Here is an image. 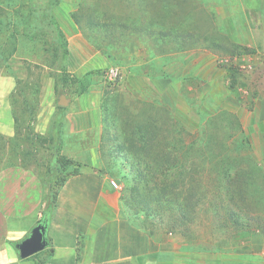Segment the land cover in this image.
<instances>
[{
    "label": "rangeland",
    "instance_id": "obj_1",
    "mask_svg": "<svg viewBox=\"0 0 264 264\" xmlns=\"http://www.w3.org/2000/svg\"><path fill=\"white\" fill-rule=\"evenodd\" d=\"M0 3L6 12H15L9 10L15 5L12 0ZM39 5L51 13L53 23L45 20L42 10L37 11L31 22L35 40L14 34L11 24L0 29V43L4 42L0 47V125L13 120L12 134L0 128V169L26 165L39 174L46 192L58 175L57 155L93 167L90 155L82 149L98 142L95 134L71 135L66 115L87 109L101 123L102 97L112 87L123 90L128 86L145 88L168 101L173 115L188 131L196 130L203 115L217 110L236 113L256 157L257 138L264 132V0H190L171 8L154 0H40ZM97 20L132 24L139 30H126L118 43L121 49L115 45L117 49L104 51V32L89 23ZM159 30L172 34L161 35ZM119 35L117 31L115 36ZM235 45L236 50L246 49L232 56L231 46ZM111 67L118 73L108 79L105 71ZM83 75H90V83L80 91L76 80ZM62 95L65 105L58 103ZM161 113L153 107L142 112L157 117ZM228 131L218 130V140ZM255 159L264 168V159ZM94 165L103 169L104 164ZM109 169L110 165L103 170ZM112 169L116 177L107 173L119 187H111L121 190L125 180L120 178L118 165ZM258 209L264 216V204ZM200 210L189 227L191 237H181V251L209 250L216 259L226 252L234 258L239 255L237 249L247 245L246 255L241 253L246 264L261 261L254 253L264 241L259 234L226 242L223 231L235 230L224 219V209L218 215ZM152 229L159 238L160 227Z\"/></svg>",
    "mask_w": 264,
    "mask_h": 264
},
{
    "label": "trees",
    "instance_id": "obj_2",
    "mask_svg": "<svg viewBox=\"0 0 264 264\" xmlns=\"http://www.w3.org/2000/svg\"><path fill=\"white\" fill-rule=\"evenodd\" d=\"M39 1L12 0L15 5L9 10L14 9L13 13L6 12L0 3V29L11 24L14 34L35 40L31 22L37 11L42 10L45 20L53 23L51 13L45 12ZM154 1L171 8L183 6L182 3L190 0ZM73 18L81 27L78 16L73 14ZM89 23L94 29L104 32L107 39L106 48H101L104 51L121 49L118 43L122 42L121 37L127 33L126 30H139L132 24L110 20ZM54 27L63 38L55 22ZM117 31L119 36H115ZM159 33L172 34L169 30H159ZM3 43L1 41L0 47ZM236 47L231 46L232 56L246 49L236 50ZM62 53L65 55V50ZM60 71H64L63 67ZM89 80L90 75L76 80L80 91L90 83ZM124 88L112 87L101 99L100 148L103 169L110 165L106 172L116 177L117 172L112 167L118 165L120 178L125 180L120 199L128 220L151 236L156 234L152 226L157 225L163 232H177L190 238L189 227L200 209L205 214L211 211L216 215L224 209V219L229 220L236 233L259 231L264 235L263 211L258 209L261 203L262 206L264 204V168L252 153L251 139L242 128L239 117L226 110H217L201 116L196 130L188 131L175 118L168 101L145 88ZM126 95L131 97L128 99ZM146 107L162 111L164 119L162 113L158 117L143 115ZM225 129L229 130L227 136L219 141L217 132ZM55 162L58 175L48 185L41 217L36 222L45 226V235L59 189L70 176L81 173L87 166L62 154L55 157ZM223 232L226 237L232 235L228 229ZM86 244L84 236H81L77 244L76 264H81ZM42 254L40 251L31 257L37 264H47V256Z\"/></svg>",
    "mask_w": 264,
    "mask_h": 264
},
{
    "label": "crops",
    "instance_id": "obj_3",
    "mask_svg": "<svg viewBox=\"0 0 264 264\" xmlns=\"http://www.w3.org/2000/svg\"><path fill=\"white\" fill-rule=\"evenodd\" d=\"M66 117L71 135L87 137L93 133L98 142L82 149V153L90 155L89 162L93 163V167L86 166L81 173L70 176L58 191L54 213L46 231L48 246L41 250L47 256V264H76L77 244L81 236L87 243L81 264L247 263L241 255L242 252L246 255L247 245L239 247V255L234 258L222 252L218 255L220 258L216 259L209 250L201 252L191 249V253L185 254L181 251V234L160 229L162 234L157 238L156 234L151 236L132 224L123 209L121 190L113 189L109 184L110 175L94 165H101L102 162L99 155L102 124L87 109L70 112ZM12 123L13 120L9 119L6 125L1 124V131L12 134ZM257 139L255 155L258 159H264V132ZM44 195L41 177L28 166L17 163L0 169V257L8 248H14V244L7 240L10 230L29 233L41 217ZM254 233L264 240V235L259 231L235 232L224 240L227 242L233 237L234 242L237 236L243 239ZM254 253L260 255L261 261H254L253 264H264V241L260 248H255ZM19 264L37 263L30 256L20 257Z\"/></svg>",
    "mask_w": 264,
    "mask_h": 264
},
{
    "label": "water",
    "instance_id": "obj_4",
    "mask_svg": "<svg viewBox=\"0 0 264 264\" xmlns=\"http://www.w3.org/2000/svg\"><path fill=\"white\" fill-rule=\"evenodd\" d=\"M60 105H65L67 100L62 95L58 101ZM30 238L23 242H18L15 247L19 250L21 258H27L46 248L48 242L45 235V226L42 223L35 224L30 232Z\"/></svg>",
    "mask_w": 264,
    "mask_h": 264
},
{
    "label": "clouds",
    "instance_id": "obj_5",
    "mask_svg": "<svg viewBox=\"0 0 264 264\" xmlns=\"http://www.w3.org/2000/svg\"><path fill=\"white\" fill-rule=\"evenodd\" d=\"M26 238H30L29 233L22 230H10L7 234V240L14 244V248L7 249V252L0 257V264H19L20 253L15 245L18 242H23Z\"/></svg>",
    "mask_w": 264,
    "mask_h": 264
},
{
    "label": "built area",
    "instance_id": "obj_6",
    "mask_svg": "<svg viewBox=\"0 0 264 264\" xmlns=\"http://www.w3.org/2000/svg\"><path fill=\"white\" fill-rule=\"evenodd\" d=\"M117 73H118V70L116 68H113V67H111L105 71V75L108 79H113L114 77L117 76ZM109 184H110V186H112L114 188L119 187L117 182L112 178L109 179Z\"/></svg>",
    "mask_w": 264,
    "mask_h": 264
}]
</instances>
